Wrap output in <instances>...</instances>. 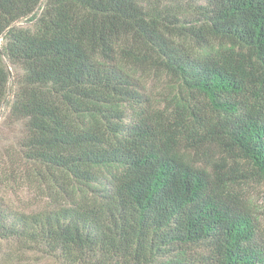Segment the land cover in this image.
Masks as SVG:
<instances>
[{
	"label": "trees",
	"instance_id": "trees-1",
	"mask_svg": "<svg viewBox=\"0 0 264 264\" xmlns=\"http://www.w3.org/2000/svg\"><path fill=\"white\" fill-rule=\"evenodd\" d=\"M191 2L0 0V108L45 197L0 195V264H264L247 190L264 182V0Z\"/></svg>",
	"mask_w": 264,
	"mask_h": 264
},
{
	"label": "rangeland",
	"instance_id": "rangeland-1",
	"mask_svg": "<svg viewBox=\"0 0 264 264\" xmlns=\"http://www.w3.org/2000/svg\"><path fill=\"white\" fill-rule=\"evenodd\" d=\"M184 1V0H183ZM201 3L203 0H191ZM21 25L28 24L24 19L19 22ZM4 38H0V49L4 45ZM10 67V66H9ZM9 108L4 102L0 108V195L6 198L8 204L24 210H32L45 201L37 193L36 185L29 183L26 179V168L24 159L21 156L19 141L24 132L22 123L14 122L8 117ZM15 176L16 179L13 177ZM15 181L13 187H7V182ZM5 181V182H2ZM248 194L254 208L259 212L264 226V182L251 181L247 186ZM2 252L8 249L5 241L1 242ZM11 264H57L52 258L42 256L39 252H29L15 256Z\"/></svg>",
	"mask_w": 264,
	"mask_h": 264
}]
</instances>
